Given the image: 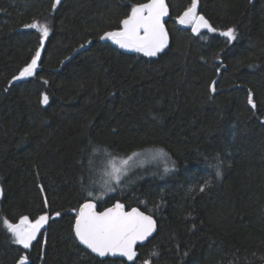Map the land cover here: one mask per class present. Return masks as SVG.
Returning <instances> with one entry per match:
<instances>
[{
  "label": "trees",
  "instance_id": "obj_1",
  "mask_svg": "<svg viewBox=\"0 0 264 264\" xmlns=\"http://www.w3.org/2000/svg\"><path fill=\"white\" fill-rule=\"evenodd\" d=\"M146 2L0 0V264L25 254L29 264H127L77 242L72 210L89 200L157 220L135 264L264 262V0H198L217 29L199 34L177 20L191 0H166L169 43L156 57L100 39ZM32 23L50 29L39 68L13 82L40 45ZM227 28L235 40L220 35ZM154 149L169 156L168 173L138 169L106 189L112 157ZM45 213L30 249L13 243L4 219Z\"/></svg>",
  "mask_w": 264,
  "mask_h": 264
},
{
  "label": "snow or ice",
  "instance_id": "obj_2",
  "mask_svg": "<svg viewBox=\"0 0 264 264\" xmlns=\"http://www.w3.org/2000/svg\"><path fill=\"white\" fill-rule=\"evenodd\" d=\"M61 0H54L52 8L55 10ZM198 0H191L190 6L180 15L177 20L180 25H191L193 33H200L201 29H207L209 32H216L209 21L197 13ZM168 5L165 0H147L146 3H140L131 7L130 13L120 21V27L113 31L105 32L100 39L109 40L120 49H126L142 53L148 57H155L168 46V32L165 28L163 18L168 16ZM25 27L36 29L40 34V45L35 55L31 59V63L27 64L20 70L18 76H14L13 80L31 77L35 74L38 66V61L41 58V51L44 47V40L49 36V26L46 23H32ZM220 35L228 41L235 40L236 32L233 28L220 32ZM83 47V45L81 46ZM45 83H47L45 81ZM215 81L212 82L211 91L215 92ZM42 104H48L49 97L45 94L42 96ZM248 104L255 109L256 105L253 101L252 94L248 95ZM159 155H165L162 150ZM135 155V154H134ZM132 157L121 159L117 165V158L112 157L108 161V166L111 169L109 175L118 184L123 171L122 166L129 163ZM215 175L220 176L219 166H215ZM210 182L206 181L208 186ZM108 191H115V188L108 187ZM89 197L93 193H87ZM45 207H48L45 200ZM96 204L91 200L81 204L78 209H73L76 213L73 232L78 241L90 249L92 253L98 257H125L127 261L135 262L137 257L136 245L138 242L147 240L156 229V222L150 215H145L138 208L125 210V205L115 203L112 207L105 208L103 211L96 210ZM60 212L55 213V217H59ZM47 213L38 216L34 221L28 216H22L18 223H11L7 219L3 220V225L6 230L11 233L13 243L22 246L28 250L32 247L33 241L37 240L41 229L45 227L49 219ZM157 255V253H153ZM17 264H29L28 255L20 256ZM144 264H149V261H144Z\"/></svg>",
  "mask_w": 264,
  "mask_h": 264
},
{
  "label": "rangeland",
  "instance_id": "obj_3",
  "mask_svg": "<svg viewBox=\"0 0 264 264\" xmlns=\"http://www.w3.org/2000/svg\"><path fill=\"white\" fill-rule=\"evenodd\" d=\"M166 2V0H165ZM167 4V3H166ZM198 13V12H197ZM164 22V25H165V21ZM185 27H189V28H192L191 25H184ZM166 28V27H165ZM36 30V29H35ZM203 30H207V29H201V31ZM169 36V35H168ZM48 38V37H47ZM47 38L44 40V46H45V43L47 41ZM103 41H108V42H111L109 40H103ZM112 43V42H111ZM168 43H169V40H168ZM114 44V43H113ZM115 45V44H114ZM117 47H119L118 45H115ZM44 48V47H43ZM43 48L40 49L41 51V56H42V51H43ZM123 51H126V52H132V53H137L135 51H131V50H126V49H121ZM165 50V49H164ZM163 50V51H164ZM161 53V52H160ZM141 55H143L142 53H139ZM159 54V53H158ZM157 54V55H158ZM156 55V56H157ZM145 56V55H144ZM155 56V57H156ZM148 57V56H147ZM41 59V58H40ZM40 61V60H39ZM39 61H38V66L36 68V71H35V74L39 68ZM34 74V75H35ZM33 75V76H34ZM31 76V77H33ZM31 77H26V78H31ZM26 78H22L20 80H23V79H26ZM18 80V81H20ZM13 82H17V80H13ZM160 150L158 149H154V150H148V151H145V152H141V153H138V154H135L132 156V159L129 160V163L125 166H122L123 168V171L121 173V179L119 181L118 184H120L128 175H130L132 172H134L135 170H138V169H147V168H156V169H159V170H162L163 172H169L171 169H172V163H171V160L169 158V156L163 151V153L165 155H159ZM127 159V158H125ZM121 158H117L116 162H117V165L120 166L119 162H120ZM111 172V169L110 167L106 166V169L104 171V182L107 186L106 189H108V187H112V188H115L118 184L116 183V181L114 179H112V177L109 175V173ZM45 231V227L41 229V233L38 234L37 236V239L41 236V234ZM11 234V233H10ZM36 241V240H35ZM33 241V243L35 242ZM22 247V246H21Z\"/></svg>",
  "mask_w": 264,
  "mask_h": 264
},
{
  "label": "water",
  "instance_id": "obj_4",
  "mask_svg": "<svg viewBox=\"0 0 264 264\" xmlns=\"http://www.w3.org/2000/svg\"><path fill=\"white\" fill-rule=\"evenodd\" d=\"M64 1H66V0H61V2L60 3H62V2H64ZM169 14H168V16H166V17H164L163 18V21H165V20H167L168 18H169ZM3 196H4V191H3V188H2V186L0 185V202L2 201V199H3ZM92 202H94L95 204H96V210L97 211H103V210H100L99 209V205H98V203L96 202V201H94V200H91ZM113 206V205H112ZM112 206H110V207H112ZM108 208V207H107ZM133 208H138V207H133ZM132 209V208H131ZM131 209H128L127 208V206H125V210H131ZM140 211H142V212H144L142 209H140V208H138ZM145 213V215H150V214H147L146 212H144ZM151 216V215H150ZM153 217V216H152ZM153 219L155 220V222H156V229H155V231L153 232V234L147 239V240H145V241H142V242H138L137 243V245H136V252H137V257H136V259H135V262H134V264L137 262V260H138V258H139V256H140V252H139V247H143V246H145L156 234H157V232H158V222H157V220L153 217ZM48 224V223H47ZM47 224L45 225V227L47 226ZM77 240V242L80 244V246L81 247H83L85 250H87L88 252H90L93 256H95V257H97V258H99L100 260H106V259H110V260H123V261H125L127 264H133V262H130V261H127V259L125 258V257H111V256H109V257H98L96 254H94V253H92L91 252V250L90 249H87L86 248V246H84V245H82L79 241H78V239H76ZM261 264H264V262L263 263H261Z\"/></svg>",
  "mask_w": 264,
  "mask_h": 264
}]
</instances>
